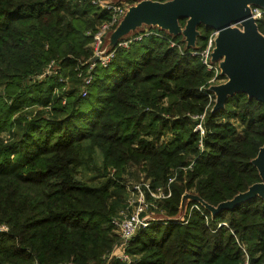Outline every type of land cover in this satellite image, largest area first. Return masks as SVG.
<instances>
[{"label": "trees", "instance_id": "1", "mask_svg": "<svg viewBox=\"0 0 264 264\" xmlns=\"http://www.w3.org/2000/svg\"><path fill=\"white\" fill-rule=\"evenodd\" d=\"M109 17L92 0H0V225L9 226L0 264H128L105 256L119 243L113 220L134 168L153 189L174 180L159 202L166 219L131 238V264H244L242 246L250 264H264V198L175 218L185 192L217 206L262 181L253 159L264 103L237 92L224 108L208 107L213 92L203 86L214 72L192 53L215 31L204 25L184 52L171 45L183 35L149 28L90 70L83 96L79 73L90 63L80 56L92 57L88 32ZM257 24L264 34V14ZM53 61L58 74L30 80ZM68 77L81 78V90L62 91ZM93 163L100 182L77 177Z\"/></svg>", "mask_w": 264, "mask_h": 264}, {"label": "water", "instance_id": "2", "mask_svg": "<svg viewBox=\"0 0 264 264\" xmlns=\"http://www.w3.org/2000/svg\"><path fill=\"white\" fill-rule=\"evenodd\" d=\"M251 5L264 9V0H142L129 8L114 30L112 46L117 45L121 34L142 23L168 29L173 35L183 34L188 45L195 46L200 35L198 27L204 25L218 32L212 57L219 61L222 74L228 78L212 86L216 94L213 111L224 108L228 98L237 92L247 93L264 103V34L258 28ZM181 19L187 20L184 30L179 25ZM253 163L262 181L233 199L214 206L199 195L185 194L183 202L187 197L200 200L215 215L257 196L264 198V145Z\"/></svg>", "mask_w": 264, "mask_h": 264}, {"label": "built area", "instance_id": "3", "mask_svg": "<svg viewBox=\"0 0 264 264\" xmlns=\"http://www.w3.org/2000/svg\"><path fill=\"white\" fill-rule=\"evenodd\" d=\"M92 3L100 6L102 9H106L110 13V17L98 24L94 32H88L93 36V41L91 43L93 55L91 60L88 62L90 63L89 71L85 74L83 73V71H80L79 73V76L82 78L83 82V96L87 95V86L92 82L93 77L90 70L93 69L97 63H100L102 66H108L111 63L112 59L115 57L117 48L128 47L131 41L142 39L143 33L148 34L151 32L148 30V28H145L144 32H140L132 38L120 40L116 46L105 48L108 39H110L111 32H114V30L120 25L130 7H128L125 3H117L113 0H92ZM251 10L253 16L257 19L261 18L264 14V9L257 6H251ZM217 36L218 32L213 31L209 36L207 45L199 50L194 49L192 52L195 55H199L201 61L206 65L207 69L213 72H221L220 64L214 61L212 57L214 48L216 46ZM175 44L176 42H171V45ZM196 45L197 42L195 46ZM59 71V66L53 61L49 64V66L45 69L42 74H36L35 76L30 77V80L34 81L42 79L45 76L58 74ZM198 129L203 130L201 124L198 125ZM173 180L174 178H171L166 187L160 186L156 189H153L150 183H146L143 189L138 188L136 192L134 191L132 193H136L135 197H132V195L128 196L125 207L113 220L115 231L119 236V243L115 246L112 252L108 253L105 256V259L117 257L128 264L132 263L133 258L127 252L130 240L140 229L149 226L151 221L154 220L153 218L149 217L148 211L154 208H158L160 201L171 197V183L173 182ZM185 194L198 195L195 192H185L184 195ZM189 201H191V203L188 208L184 211L183 216H175L176 219L187 222L193 210H200L202 213H204L202 207L207 209L206 206L200 200L189 198ZM182 204L183 203H181V205ZM209 212L212 213L210 210ZM237 241L239 243L238 239ZM242 248L246 254V260L244 264H250L248 253L244 246H242Z\"/></svg>", "mask_w": 264, "mask_h": 264}, {"label": "rangeland", "instance_id": "4", "mask_svg": "<svg viewBox=\"0 0 264 264\" xmlns=\"http://www.w3.org/2000/svg\"><path fill=\"white\" fill-rule=\"evenodd\" d=\"M114 2H121V3H125L128 7H131L133 5H136L138 2L142 1V0H113ZM251 6H255V5H251ZM187 24V20L185 19V22L182 23L179 21V25L181 27L182 30H184L185 26ZM236 26L240 27L241 29H243V26L240 24H237ZM159 26L154 25L152 23H142L140 25H137L134 29L123 33L120 35V40H126L129 38L134 37L136 34H139V32H142L145 28L147 29H152L155 30V28H157ZM161 28V27H159ZM162 29V28H161ZM165 31H167L168 33L172 34L168 29H163ZM183 35V34H182ZM113 40H115L114 38V33L111 32L110 34V39H108V42L106 43L105 48H110L112 47V42ZM183 40L184 43L180 44V43H176L175 45H172V47H178V49L181 52H184L185 49H191L194 48L193 46H189L185 36L183 35ZM118 41V42H119ZM194 50V49H193ZM192 50V51H193ZM92 55H93V51H92ZM91 56V55H90ZM83 57L80 56V59L82 62L87 63L91 60L92 57ZM219 64V61H216ZM227 76L223 75L222 72H217L215 71L213 76L207 81V83L204 84L203 88L206 89H210L213 92V95L210 97V102L208 104V107H214L215 103H216V94L215 92L212 90V86L213 85H218L221 83H224L227 81ZM65 82H66V86L64 87V89H62V91L66 92L68 90L71 89H77V90H81L82 88V82H81V78H77V77H68L65 78ZM4 81L0 78V92H2L3 90V84ZM61 90H56L57 93L62 92ZM42 107L40 106H36L27 110H31V111H38L39 109H41ZM195 118H197L198 116H194ZM203 118V117H202ZM89 153H86V156L88 157ZM92 156L94 158V160L96 161L97 166H101L102 165V153L101 150L99 148H95V150L92 152ZM132 171L134 172L133 175L126 177L128 178V194L132 195V197L136 196V193L132 194L134 191L136 192L138 190V188L143 189V187L145 186L146 183H150L149 180L145 179V172H138V170L136 168L132 169ZM98 174V171L94 165V163L87 167V168H80L79 169V174L77 175L78 178L80 179H85L87 181H89L92 184H96L98 182H100V179H96V175ZM189 198L191 197H187L185 199L184 202H182L183 204L181 205L179 212L177 213V216H183L184 211L188 208V206L190 205L191 201H189ZM148 215L150 218H153L154 220H163L166 219V213L164 212V210L161 207L158 208H154L148 211ZM9 226L6 224H2L0 225V230H8ZM119 239V238H118Z\"/></svg>", "mask_w": 264, "mask_h": 264}]
</instances>
